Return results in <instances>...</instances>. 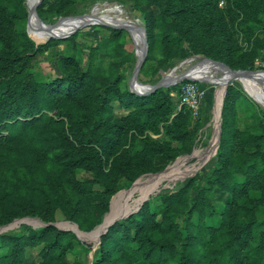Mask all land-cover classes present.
Here are the masks:
<instances>
[{"label": "rangeland", "instance_id": "rangeland-1", "mask_svg": "<svg viewBox=\"0 0 264 264\" xmlns=\"http://www.w3.org/2000/svg\"><path fill=\"white\" fill-rule=\"evenodd\" d=\"M84 1L42 0L37 13L49 25H75L95 8L99 17L109 14L134 22L144 32L142 46L146 47L137 74L140 83L152 85L168 75L175 78L193 66L206 67L211 79H182L159 87L168 89V94H159L149 105L161 102L169 106L167 120L149 118L144 128L134 131L129 129V115L136 108L126 106L122 93L129 90L146 96L152 92L138 95L131 87L139 48L129 30L92 23L67 38L36 42L28 33V0H0V108L8 103V91L14 89L21 106L20 118L36 84L83 76L82 84L75 83L77 96H69L67 84L58 85L52 92L61 106L55 112L42 109L33 123L23 126L0 122V215L6 219L0 223V264H94L99 258L101 236L107 230L99 237L93 233L106 224L107 218L110 222L105 228L117 217L115 221L137 213L155 195L175 192L180 200L161 198L150 204L151 211L159 212L139 231V235L168 243V259L136 260L125 252L121 258L113 257L114 264H181L184 249L196 259L188 264H215L210 257L214 234L229 224L234 228L233 218L223 216L227 204L234 201V211L244 204L256 206L257 219L264 220V87L261 82L254 87L251 81L236 77L228 78L221 87L224 71L203 61L210 59L232 70L264 74V0ZM140 16L145 17V23ZM16 73L21 79L15 77L18 84L13 86L9 78ZM114 80L119 95H109L113 123L126 130L127 137L134 132L136 137L154 140L168 156L150 159L152 170L142 171L131 180H115L108 171L114 156L127 148V138H122L114 155L99 149L101 182L86 166L92 163V153L98 147L76 140L65 114L81 115L87 108L77 97L98 82L104 85ZM187 87L197 94L196 103L183 100ZM228 88L237 89L240 95L231 103L229 174L223 176L225 165L217 154ZM74 158L81 164L57 167L59 161ZM169 169L172 172L145 198L141 199L140 190L127 198L138 181ZM249 176L247 200L232 197L221 185L242 183ZM155 222L171 230L165 232ZM42 228L46 230L40 233ZM58 231L72 236L56 241ZM189 233L193 236L188 241ZM254 233L238 243L241 264H264V237Z\"/></svg>", "mask_w": 264, "mask_h": 264}, {"label": "trees", "instance_id": "trees-1", "mask_svg": "<svg viewBox=\"0 0 264 264\" xmlns=\"http://www.w3.org/2000/svg\"><path fill=\"white\" fill-rule=\"evenodd\" d=\"M86 1L88 0H85L84 2ZM135 10L137 9L135 8ZM140 20L142 23L146 22L144 16H140ZM15 77L20 76L16 73L9 78L13 83V86L18 84ZM77 78L78 79L58 78L48 83L36 84L35 90L28 96L20 118L18 115L21 106L15 99V90H9V93L6 96L7 98H5L8 103H4L0 108V122L5 121V123H8V121H11L9 124H19L20 126H23L26 125V123H33L37 119L35 114L39 113L42 109L55 112L60 109L61 106L52 98V92L57 89L58 85L67 84L69 96H77L76 91H79L77 90V87L79 84L83 83V76ZM19 79H21V77ZM77 81L78 85L76 86L75 83ZM116 81L117 80L111 82L107 81L104 85L101 84V82H98L90 88L88 93L77 97V99H80L87 108L85 112L81 113V115L78 116L73 113H71V115L68 113L65 114L68 128L74 138L80 143H86L88 145L92 144L98 147V150H95L92 153V163H89L86 166L95 171V179L101 182H103V180L100 179L98 175L103 173V161L99 149H101L103 154L107 153L109 155L113 154L114 150L118 152L117 147L121 144L120 141L122 138H127V142L125 143L127 148L114 156L108 171L111 176L115 177V180L119 177H125L131 180L142 171L152 170L150 159H153L157 155H167V151H165L162 146L155 143L154 140L150 138L136 137L134 132L130 137H127V135H124L127 131L113 123L112 115L109 111V102L111 101L109 95L111 93H114L115 96L119 95L117 87L115 86ZM167 90L168 89L166 88H158L146 96H137L129 90L122 93V100L125 102L126 106L136 108L135 111L129 115L131 121L129 129L138 131L140 128H144L145 123L149 118H160L162 121L167 120L171 111L169 106H163L164 103L161 102L149 105L159 94H168ZM237 95H240V92L237 89L228 88L223 100L221 134L217 154L219 162L223 166L225 165V168L221 171L223 176L229 174L227 168L229 148L231 146L229 118L233 97H236ZM37 96L39 97V101L37 100ZM258 110L261 111L259 107ZM64 157L65 156H62V158ZM145 158H148V160L145 161ZM56 164L59 169H64L81 164V160L78 158L66 159L59 161V163ZM251 179L252 176H249L247 179H244L242 183H231L230 186H227L226 183L221 185L223 187L226 186L224 189L229 191L233 195L232 197H237L239 195L244 196L245 200H247L246 186L250 183ZM261 185L264 186V183ZM83 188H86L85 185H83ZM161 198H170L173 201H178L181 197L178 192L169 196L155 195L151 198V201L144 202L137 213L131 214L128 217L117 220L111 224L107 231L101 236L100 243L98 244L99 258L95 260L94 264H105V262H108V264H114L115 259L113 257L121 258L125 252L136 260L150 259L152 257L156 258L155 262L159 259L167 260L170 253L168 243L155 240L151 236L139 235V231L144 223L149 219L155 218V215L159 212L151 211L150 204H155L157 201L156 199ZM248 201L251 202V199ZM257 201L259 200L257 199ZM233 202L226 205L223 216L227 219L229 216L233 218L232 223L234 228L230 227L232 224H229L227 227L216 231V233L214 232L216 240L211 247L210 257L215 264H241L238 243L245 236L248 237L253 232H255L254 234L257 233L260 239L264 237V220L261 221L257 219L259 214L258 208L253 205L245 206L244 204L242 207L240 206L239 209L237 208L234 211L231 209V206L234 204ZM5 220L6 219L0 215V223ZM156 225L160 226V228H165V232L171 230L169 229V226L165 227L162 223H156ZM260 226H263V228L260 229ZM45 230L46 228L40 229V233H43ZM62 236L68 238L72 235L68 232L58 231L55 240L58 241ZM192 236L193 235L189 233L187 240L189 241ZM261 245H263V243H261L260 246ZM180 260L181 264H188L190 260L191 262L196 261L193 255H190L185 249L183 250V254L180 255Z\"/></svg>", "mask_w": 264, "mask_h": 264}, {"label": "bare ground", "instance_id": "bare-ground-1", "mask_svg": "<svg viewBox=\"0 0 264 264\" xmlns=\"http://www.w3.org/2000/svg\"><path fill=\"white\" fill-rule=\"evenodd\" d=\"M36 2H37V0H28V7H29V12H30V17H29V21H28L29 34H30L31 38L34 39L36 42H42V41L49 39V38H54V37L66 35L71 30H73L82 20H89V21L97 20V21L106 22V23H109L112 25L125 27L127 30L130 31V33L133 36L134 42L136 43L137 47L139 48V56H141L143 53V48H142L143 47L142 46L143 34L141 32V29H139L136 26V24L130 20H126V19L119 17V16L113 17L109 14H102L99 17L96 15L97 9L95 8L91 15L83 17L75 25L73 23L72 24L71 23H60V24H55V25H49V24H46L44 22H40L36 19L34 12H33V8H34ZM203 62L210 63V65L215 66L216 69H221L220 66H217V64H215L213 62H210L207 60H204ZM194 68H195V66L193 68H191V70H193V71H191V70H190L191 72L189 71L190 73L188 75L190 77L199 78V79H202V78L205 79V77H206L207 79H211L210 76H207L208 71H207L206 67H202L201 69H194ZM222 69H224L225 74L223 76L224 78L222 79L223 82H222L221 87H223L226 80L230 77H237V79L239 78V79H242L245 81H251V83L254 87H256V84H255L256 82H261L263 84V87H264V74H262V73H259V74L258 73H255V74L254 73H245V74H240V75H233L231 72L225 71L226 70L225 68L222 67ZM168 77H170V75H168ZM132 85L134 86L133 83H132ZM136 89L138 90L137 87H136ZM250 95L253 96L251 94V92H250ZM262 96H264V94ZM253 98L256 99L255 97H253ZM214 146H215V143H213V146L208 149L206 155L209 156L211 154V151L214 149ZM171 172H172V169H169L164 174L152 176L147 180L138 181L133 186V188L126 194L127 198L131 197L137 190H140L141 199L145 198L150 192H152L156 188L157 184L165 176H167ZM121 195H122V193H121ZM112 213H113V211H112ZM112 213H110V214L113 216L114 213L113 214ZM108 222H110V217L106 219V224H108ZM106 224L104 226L98 228V230H96V232L93 233V236H98L101 232H103Z\"/></svg>", "mask_w": 264, "mask_h": 264}, {"label": "water", "instance_id": "water-1", "mask_svg": "<svg viewBox=\"0 0 264 264\" xmlns=\"http://www.w3.org/2000/svg\"><path fill=\"white\" fill-rule=\"evenodd\" d=\"M42 0H37L34 8H33V12H34V15L36 17V19L40 22H42V20L40 19V17L38 16V13H37V8L39 6V4L41 3ZM28 16L30 17V12L28 13ZM28 21H29V18H28ZM92 23H100V24H104V25H109L111 27H114V28H125L123 26H116V25H112V24H109V23H106V22H102V21H89V20H82L73 30H71L68 34L66 35H62V36H58V37H55V38H58V39H62V38H67L69 37L70 35H72L77 29H80L84 26H87L89 24H92ZM126 29V28H125ZM142 34H143V42H144V32L143 30H141ZM29 33V32H28ZM143 53L141 56H139V54H137V60H136V63H135V66H134V69H133V72H132V75H131V86L133 88V91L138 94V95H145V94H148V93H151L153 91H155L157 88L159 87H167L169 85H172V84H175L177 82H179L180 80L182 79H195L193 77H190L188 75L189 71L191 70V68H189L187 71L183 72L182 74H180L179 76L175 77V78H167V77H164L162 78L161 80H159L157 83L155 84H143V83H140L138 82L137 80V74L139 72V69L140 67L142 66L143 62H144V59L146 57V47L145 45H143ZM204 60H207V61H210V62H213L215 64H217V66H220L221 70L224 71L223 68H225L226 70L225 71H229L231 72L233 75H240V74H245V73H252V71H249V70H232L230 69L227 65L223 64L222 62H219V61H213V60H210V59H204ZM237 78V77H236ZM132 83L134 84V86L132 85ZM136 87L138 88V90L136 89ZM129 214L125 215V216H128ZM124 216V215H123ZM123 216H119L120 218L123 217ZM124 216V217H125ZM118 218V217H117ZM115 218V219H117ZM115 219L105 228V230L102 232L104 233L107 228L113 224V222L115 221ZM101 233V234H102ZM100 234V235H101ZM99 235V236H100ZM98 236V237H99Z\"/></svg>", "mask_w": 264, "mask_h": 264}, {"label": "built area", "instance_id": "built-area-1", "mask_svg": "<svg viewBox=\"0 0 264 264\" xmlns=\"http://www.w3.org/2000/svg\"><path fill=\"white\" fill-rule=\"evenodd\" d=\"M196 96L197 94L194 92V90L192 88L187 87L183 100L186 102L196 103Z\"/></svg>", "mask_w": 264, "mask_h": 264}]
</instances>
